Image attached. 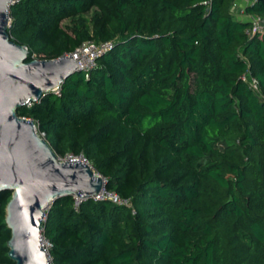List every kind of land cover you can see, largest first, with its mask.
Here are the masks:
<instances>
[{
    "label": "trees",
    "instance_id": "obj_1",
    "mask_svg": "<svg viewBox=\"0 0 264 264\" xmlns=\"http://www.w3.org/2000/svg\"><path fill=\"white\" fill-rule=\"evenodd\" d=\"M235 1L9 7L10 37L28 60L114 42L59 93L18 108L60 158L83 155L130 200H54L42 231L52 264H264V31L236 16ZM244 13L264 19V0ZM10 198L0 193V264H15Z\"/></svg>",
    "mask_w": 264,
    "mask_h": 264
},
{
    "label": "water",
    "instance_id": "obj_2",
    "mask_svg": "<svg viewBox=\"0 0 264 264\" xmlns=\"http://www.w3.org/2000/svg\"><path fill=\"white\" fill-rule=\"evenodd\" d=\"M12 4L0 0V193H11L7 245L15 264H50L41 240L43 207L63 196L94 197L106 181L89 162L60 158L39 135L34 120L18 114L19 107L83 70L71 53L28 60V48L12 40L8 31Z\"/></svg>",
    "mask_w": 264,
    "mask_h": 264
},
{
    "label": "built area",
    "instance_id": "obj_3",
    "mask_svg": "<svg viewBox=\"0 0 264 264\" xmlns=\"http://www.w3.org/2000/svg\"><path fill=\"white\" fill-rule=\"evenodd\" d=\"M19 0H13V3ZM238 1L236 0L233 4V9L238 5ZM255 0H249L247 4L254 2ZM245 5V7H246ZM244 7V9H245ZM244 9L241 10V13H244ZM240 19H248L252 22V32H257V31H264V19L258 17V16H250V18H243L240 17ZM10 24V23H9ZM114 46L113 40H107V41H100L96 42L93 40H89L84 42L81 46H79L76 50H74L71 54L73 57L78 61L79 66L82 68L83 71H90L96 66L97 63V58L108 52L110 49H112ZM27 47V46H26ZM28 48V47H27ZM252 84L254 87H258V81L255 78H252ZM57 89V90H56ZM54 91L56 93H59V88H55ZM31 104V102L29 103ZM39 135L43 138H45V133L44 132H38ZM75 158L82 159L84 161H87V159L83 156H69L65 159L69 160H74ZM88 162V161H87ZM75 204L78 206L83 199H86L88 197L86 196H75ZM93 198L98 199V200H103V199H110L114 202L120 203V204H130V200L127 198H123L121 195H119L117 192L114 191H109L106 188H104L101 192L96 194ZM53 201H50L43 207L44 211V221L47 218V213L49 209L51 208ZM42 244L46 248V250L49 252V247H50V242L45 239V236L42 234Z\"/></svg>",
    "mask_w": 264,
    "mask_h": 264
},
{
    "label": "rangeland",
    "instance_id": "obj_4",
    "mask_svg": "<svg viewBox=\"0 0 264 264\" xmlns=\"http://www.w3.org/2000/svg\"><path fill=\"white\" fill-rule=\"evenodd\" d=\"M249 0H239L238 1V5L236 6V7H234V11L236 12V16L239 18V16L240 17H243V18H250V16L249 15H247L246 13H241V10H243L244 9V7H245V5H246V3L248 2ZM251 1V0H250ZM64 23L65 24H70V19L69 18H67V19H65L64 20ZM34 57H36V58H34V59H38V55H33ZM60 86V85H59ZM59 86L58 87H56V88H59ZM57 90V89H56ZM60 157V156H59ZM62 159H65V158H62ZM43 231V230H42ZM42 234H43V232H42ZM44 236V235H43ZM45 239L48 241V239L45 237ZM49 261H50V264H52V259H51V257H50V255H49Z\"/></svg>",
    "mask_w": 264,
    "mask_h": 264
}]
</instances>
